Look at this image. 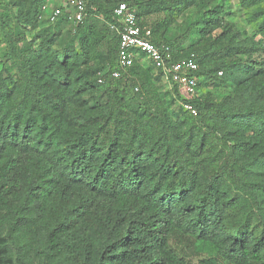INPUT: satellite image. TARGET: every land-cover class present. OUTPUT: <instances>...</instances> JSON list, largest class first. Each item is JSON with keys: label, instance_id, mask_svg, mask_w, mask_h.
<instances>
[{"label": "trees", "instance_id": "1", "mask_svg": "<svg viewBox=\"0 0 264 264\" xmlns=\"http://www.w3.org/2000/svg\"><path fill=\"white\" fill-rule=\"evenodd\" d=\"M85 1L74 47L31 36L45 0H9L19 33L0 13L18 64L0 73V264H264V0L241 1L251 37L221 4L175 39L211 0ZM120 4L173 62L197 63V93L232 92L186 99L174 83L166 100L149 67L122 68Z\"/></svg>", "mask_w": 264, "mask_h": 264}, {"label": "built area", "instance_id": "2", "mask_svg": "<svg viewBox=\"0 0 264 264\" xmlns=\"http://www.w3.org/2000/svg\"><path fill=\"white\" fill-rule=\"evenodd\" d=\"M66 4L65 9L62 7L52 9L49 19L52 22H57L67 17L73 23H83L86 18V1L66 0ZM114 10L117 24L112 28L119 34L118 49L121 67L130 68L135 63L142 61L143 58L147 59L156 66L165 79H170L179 85L178 88L183 91L184 94H181L184 98L194 97L198 89V78L193 75L199 68L197 63L193 59L173 62L167 49L163 51L151 42V30L138 24L136 9H130L126 4H120ZM113 76L119 78L121 75L119 72H114ZM183 107L193 116H197V110L192 104L185 103Z\"/></svg>", "mask_w": 264, "mask_h": 264}, {"label": "rangeland", "instance_id": "3", "mask_svg": "<svg viewBox=\"0 0 264 264\" xmlns=\"http://www.w3.org/2000/svg\"><path fill=\"white\" fill-rule=\"evenodd\" d=\"M241 1L242 0H211L209 4L205 5L204 3L197 2L195 5L190 7L182 16L179 17L177 22L169 29V31L166 34L167 39H175L180 34L184 33L187 28L190 25H194L198 21L202 19V16L204 12L209 10L211 7L224 4L225 8L233 13V17L230 18L231 21H233L236 25V29L240 30L242 32L247 33L250 37L254 34V28L248 21V14L250 13V10L241 8ZM8 7L11 10V14L15 19V29L17 33L24 31L22 27L17 22V15L18 11L17 8H13L9 6V0H0V13L4 12V9ZM45 9L42 10V16L40 19V23L38 24V27L36 30H34L31 33V36L33 35H45L47 33H54L59 32L61 33L60 41L62 42L63 46L65 47H74L77 45L78 36L81 34V32L78 33L77 25L78 23H73L67 17L63 20L52 22L49 19L51 10L54 8L62 7L66 8V0H45ZM154 19V18H152ZM102 20H95V24L101 25ZM197 38V28L194 29V33L191 36V39L189 42H187V45H190L195 39ZM58 49H62L63 47H57ZM5 52L6 47L5 45H0V73H3L7 71L8 73H11L12 75L17 72V66L18 64H15L13 62H6L5 60ZM140 64L143 67H149L151 69V74L154 78L159 77L161 79L160 82H158V86L163 94L166 95L165 99L167 100L169 98V95H173V86L174 83L170 81V79H165L163 75L159 73L156 66L151 63L147 59H142L140 61ZM232 92L231 87H223V88H217V87H201L199 89V92L196 94V96L205 97L208 94H210L215 100L221 99L223 96H226ZM180 93L184 94L183 91L180 90ZM169 94V95H168ZM181 94V95H182ZM195 96V97H196ZM181 106H183V103H181Z\"/></svg>", "mask_w": 264, "mask_h": 264}]
</instances>
